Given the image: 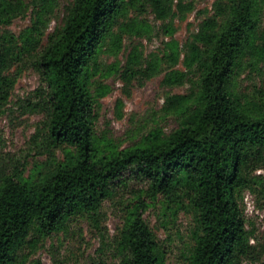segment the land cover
<instances>
[{
	"label": "trees",
	"instance_id": "1",
	"mask_svg": "<svg viewBox=\"0 0 264 264\" xmlns=\"http://www.w3.org/2000/svg\"><path fill=\"white\" fill-rule=\"evenodd\" d=\"M63 1L62 21L48 32ZM30 7L32 25L18 37H0V104L15 85L6 71L22 56L34 58L49 158L27 177L16 170L0 182V264H19L28 245L73 220H91L100 231L104 203L131 183L143 188L114 239L120 264H166L164 246L144 218L145 196L193 214L186 264L255 260L242 203L246 192L264 201L258 174L264 169V0H213L211 10L198 11L197 29L183 44L173 23L196 10L186 0H0V26H11ZM148 10L164 22L170 40L149 59L133 48L121 76L131 84L164 74L163 87L189 89L167 97L162 110L178 128H153L120 149L97 135L98 100L108 91L95 78L104 76L100 61L108 44L117 55L127 33L143 36L147 25L132 15ZM181 62L184 70L176 69ZM246 80L255 84L244 88Z\"/></svg>",
	"mask_w": 264,
	"mask_h": 264
},
{
	"label": "rangeland",
	"instance_id": "2",
	"mask_svg": "<svg viewBox=\"0 0 264 264\" xmlns=\"http://www.w3.org/2000/svg\"><path fill=\"white\" fill-rule=\"evenodd\" d=\"M30 1L26 0L27 5ZM186 2L193 3L196 10L185 21L176 19L173 23L177 29L174 37L180 44L186 41L191 31L197 29L201 20L198 11L211 10L213 0ZM67 3H60L48 32L61 23ZM33 17V8L30 7L26 15L16 18L11 26H0V37L9 33L18 37L32 25ZM132 18L141 25H147L146 32L142 33L143 36L127 33L117 55L112 53V46L108 44L100 61L104 76L99 74L95 78L98 85L102 84L108 91L98 100L97 135L111 139L120 149L133 145L142 134L153 128H162L166 133L178 128L179 122L172 117L165 118L162 110L167 97L185 95L189 89V84L163 87L164 74L151 80L136 79L131 84L125 82L121 74L133 48H138L144 58L149 59L151 54L162 52L164 43L170 40L163 32L164 22L157 20L151 10L133 13ZM176 69L184 70L182 62ZM5 75L15 80V85L8 101L0 104V182L16 170L27 177L34 173L37 165L49 158L48 133L43 127L46 118L38 106L41 97L37 90L42 83L34 58L22 56L15 60ZM252 83L246 80L243 87L250 88ZM56 154L58 158L63 157L61 151ZM258 174L264 176V169ZM141 188L140 183H131L130 187L104 203L100 231L91 220H73L65 230L52 234L39 245H28L19 253V264H120L114 239L123 225L128 207L138 203L135 196L140 194ZM142 201L149 205L143 211L144 218L164 246L166 264H186L194 242L193 214L188 209H167L162 200L151 203L145 196ZM242 208L248 229L254 232L250 243L255 251V260L248 259L243 264H264V201L246 192Z\"/></svg>",
	"mask_w": 264,
	"mask_h": 264
}]
</instances>
